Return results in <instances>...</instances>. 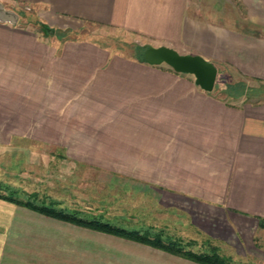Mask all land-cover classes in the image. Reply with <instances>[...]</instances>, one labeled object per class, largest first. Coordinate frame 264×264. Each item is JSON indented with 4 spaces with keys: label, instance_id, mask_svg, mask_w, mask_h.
Segmentation results:
<instances>
[{
    "label": "crops",
    "instance_id": "obj_1",
    "mask_svg": "<svg viewBox=\"0 0 264 264\" xmlns=\"http://www.w3.org/2000/svg\"><path fill=\"white\" fill-rule=\"evenodd\" d=\"M0 2L18 15L15 24L0 22V129L32 127L49 145L112 146L111 157L73 160L128 162L139 190L159 195L166 211L178 210L192 235L133 215L91 214L68 200L17 197L159 233L193 251L214 248L232 264H264V0ZM22 8L55 29L95 23L134 34L140 46L201 55L244 88L220 97L165 63L150 65L88 40L49 41L26 16L22 22ZM9 193L0 186L1 195ZM200 233L208 239L198 243ZM0 264L200 263L0 198Z\"/></svg>",
    "mask_w": 264,
    "mask_h": 264
},
{
    "label": "rangeland",
    "instance_id": "obj_2",
    "mask_svg": "<svg viewBox=\"0 0 264 264\" xmlns=\"http://www.w3.org/2000/svg\"><path fill=\"white\" fill-rule=\"evenodd\" d=\"M20 12L22 22L23 16H26L30 21L27 24L33 26L35 30H40L41 37L49 41L88 40L131 57L136 55L135 45H141L143 42L134 34L88 22L81 23L75 30L65 29V35L62 37L54 34L45 35L41 30V22L32 16L30 9L22 8ZM241 81L231 71L222 70L217 76L213 91L220 97H227L228 92L244 88ZM21 116L26 117L27 121L31 117V115ZM4 117L6 115L0 114V122ZM43 132H46V136L41 135V137H48V131ZM38 133L39 131H35L32 127L0 129V186L7 187L8 193L16 189L15 191L19 193L15 196L21 198L35 193L33 195L38 201L48 197L60 201L68 200L78 203L79 209L91 214L104 212L109 218L126 219L133 215L143 222L156 224L159 227L167 224L164 226L170 232L192 235V228L189 232L184 226L187 219H183L178 210L166 211L160 204L159 195L139 190L143 184L139 186V183L128 177L130 165L128 162L73 160L88 153L90 155L92 153L90 157L93 158L101 157L99 153L110 156L112 146L49 145L46 141L38 139L40 136ZM178 222L181 225L177 224ZM218 229L220 231V228ZM197 238L199 243L208 239V235L200 233ZM216 245L224 249L222 241H217ZM237 261L250 263L245 258H237Z\"/></svg>",
    "mask_w": 264,
    "mask_h": 264
},
{
    "label": "trees",
    "instance_id": "obj_3",
    "mask_svg": "<svg viewBox=\"0 0 264 264\" xmlns=\"http://www.w3.org/2000/svg\"><path fill=\"white\" fill-rule=\"evenodd\" d=\"M41 30L44 32L45 35L54 34L57 37H62L65 35V29H55L44 23H41ZM135 46H136L135 48L137 52L134 57L137 59H140L141 53L144 50V48L140 45H135ZM221 73H222L221 71L218 72V74H221ZM0 198L8 200L9 202H12V203H15L21 206L31 208L47 216L73 222L78 225L85 226V227H88L94 230L118 234V235H122L132 240H138L140 242L147 243L152 246L164 249L170 253L182 256L184 258L190 259L200 264H232L227 258H225L223 255L221 256L218 252H216L214 248L211 251H206V252L193 251L192 249L188 248L187 245H184L183 243L179 241L163 240L159 233L154 234L147 230L140 231V230L130 229L128 227H124L120 225H113L99 218H90V219L84 218L82 216H79L76 213L67 212L64 209L58 208L53 205L37 203L35 200L30 199V198L21 199L13 195L12 193H9L7 195L0 194Z\"/></svg>",
    "mask_w": 264,
    "mask_h": 264
},
{
    "label": "water",
    "instance_id": "obj_4",
    "mask_svg": "<svg viewBox=\"0 0 264 264\" xmlns=\"http://www.w3.org/2000/svg\"><path fill=\"white\" fill-rule=\"evenodd\" d=\"M18 15L11 9L5 8L0 2V22L15 24ZM144 50L139 61L150 65L165 63L177 73L191 74L194 82L204 91H212L216 82L218 70L211 62L198 54H181L175 49L160 45H142Z\"/></svg>",
    "mask_w": 264,
    "mask_h": 264
}]
</instances>
